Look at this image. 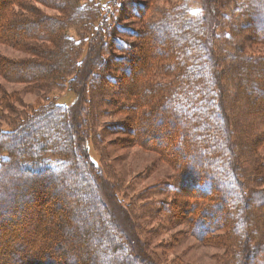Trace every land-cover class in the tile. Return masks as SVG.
Wrapping results in <instances>:
<instances>
[{
  "label": "trees",
  "instance_id": "trees-1",
  "mask_svg": "<svg viewBox=\"0 0 264 264\" xmlns=\"http://www.w3.org/2000/svg\"><path fill=\"white\" fill-rule=\"evenodd\" d=\"M35 1L58 14L44 13L31 0H8L0 10V42L27 47L34 56L0 57L4 77L28 84L0 100V120L8 125H0V153L7 155L0 162V247L6 240L16 249L2 264H157L129 240L102 200L98 177L104 170L86 145L93 127L51 97L68 89L86 101L90 93L110 91L102 69L112 70L106 76L113 81L119 79L115 71L135 75L126 84L133 101L125 110L129 127L115 129L175 168V191L185 199L192 235L223 247L220 264H264V156L258 151L264 57L243 47L264 42V0L236 1L229 14H220L214 29L219 43L212 47L206 17L189 8L191 0L134 2L141 32L118 23L123 0ZM119 32L139 38L138 47ZM107 47L136 52L113 56L109 66ZM25 91H42L41 101L22 105ZM92 97L94 120L98 101ZM154 123H171L175 131ZM159 136L166 144L159 145ZM45 192L51 207L40 211L36 200ZM33 214L38 223L23 227ZM35 237L40 243L34 248L24 244Z\"/></svg>",
  "mask_w": 264,
  "mask_h": 264
},
{
  "label": "rangeland",
  "instance_id": "rangeland-1",
  "mask_svg": "<svg viewBox=\"0 0 264 264\" xmlns=\"http://www.w3.org/2000/svg\"><path fill=\"white\" fill-rule=\"evenodd\" d=\"M7 1L0 0V10L7 5ZM31 1L46 14H58V11L54 8L35 0ZM108 1L101 0L104 4ZM236 1L241 0L190 1L189 8L192 11L202 12L206 17L209 28L207 37L209 47H212V44L215 42L219 43V40L214 37V29L218 25V16L220 14H229ZM134 2H137L136 4L170 6L177 2V0H123V8H125L123 10L124 17H121L118 23L126 26V30L128 31L132 29L141 32V18L132 11ZM13 10H19V8L15 6ZM67 33L73 38L77 37V30L75 28H70L67 30ZM119 33L118 36L121 40H125L130 45L138 47V44H140V39L134 35ZM243 47L250 55L264 57V42L252 43L248 41L247 43H243ZM155 48L159 49L157 45H155ZM107 51L104 58L109 66L114 60L113 56L130 58L136 52H133L131 49L118 51L115 48L108 49V47ZM0 57L8 60H27L34 56L27 47L23 48L19 45L0 42ZM126 68L127 66H125ZM107 72L112 73V70L107 71L102 69L100 71L104 78L107 79L106 82L110 91H105L103 94L98 93L96 97H92L90 93L91 95H86V101L80 95L68 89L60 93L55 91L51 94V97L55 98L59 104L64 105L75 113L74 115H76L78 122L86 121L87 127L89 124L93 127V129L89 128L92 131L91 134L85 135L88 138L86 139V145L91 157L100 159L102 170H104V173L100 172L98 177L104 204L129 240L144 251L145 254L149 255L157 264H220L224 253L223 247L199 240L192 235L189 223L187 222L188 214L185 212L188 208L185 204V199L175 191V168L165 161L162 154L157 150L145 148L135 142L131 134L125 129H115L116 124H123L125 127H129V117L125 114V110L128 107H133V101L131 99L130 88H127L126 84L135 75L131 76L127 74L126 77H121L122 72L115 71L114 75L118 76L119 79L118 81H113L106 76ZM27 85L24 81L7 79L0 73V100L2 96L19 92ZM118 91H121L122 94L120 95ZM41 96L42 91H25L21 97L22 105H35L41 101ZM91 97L92 100L97 98L96 101H98L96 102L98 103V109L94 108L98 116L94 120L91 119V108L93 107L88 103V99ZM21 107L18 106V109ZM0 125L4 129L8 128V125L3 120H0ZM153 126L155 129L161 128L172 132L175 131V127L171 123L163 125H155L154 123ZM93 133L95 134L94 138L92 137ZM148 136L147 138L150 139H147V141L152 140L155 142L157 139L153 135ZM159 138V145L164 144V141L167 142V140L160 136ZM258 148V151L264 156V141L260 142ZM168 149L175 150L173 145H169ZM6 158V154L0 153V162ZM44 194L46 192L39 197L40 202L36 200L40 211L41 209L46 210L48 207H51V202L44 200ZM38 207L37 205L34 207L33 204L30 208L33 210V208L37 209ZM171 215L173 218L169 219ZM37 220L39 219L35 218L33 214L29 221L22 225L30 229L38 223ZM6 242L5 247H2L3 243L0 247V264L3 263L4 257L11 250H16L12 247L13 245H10L8 241ZM37 243H40L37 237L32 241V244L29 239H25L24 242L25 245H32V248ZM254 259L256 258H251V261Z\"/></svg>",
  "mask_w": 264,
  "mask_h": 264
}]
</instances>
